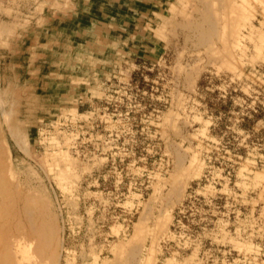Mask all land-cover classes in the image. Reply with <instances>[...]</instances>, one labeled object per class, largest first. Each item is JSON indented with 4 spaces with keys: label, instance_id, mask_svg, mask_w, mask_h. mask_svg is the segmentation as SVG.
<instances>
[{
    "label": "rangeland",
    "instance_id": "rangeland-1",
    "mask_svg": "<svg viewBox=\"0 0 264 264\" xmlns=\"http://www.w3.org/2000/svg\"><path fill=\"white\" fill-rule=\"evenodd\" d=\"M146 1L0 0V264H264V0Z\"/></svg>",
    "mask_w": 264,
    "mask_h": 264
},
{
    "label": "crops",
    "instance_id": "crops-1",
    "mask_svg": "<svg viewBox=\"0 0 264 264\" xmlns=\"http://www.w3.org/2000/svg\"><path fill=\"white\" fill-rule=\"evenodd\" d=\"M159 0H147V4H150V7H158L162 4V2H158ZM132 5V4H131ZM141 6L143 5H138L137 3H135L132 7L136 8L133 9V12L129 15L125 14V11H122V15L125 16V21H121L119 23H124L121 24V26H113L114 31H113V35L115 38L121 40V41H126L127 44L133 43L134 40L140 39L139 37V32L138 31V27L139 29H142L141 26L139 25V23L142 21V19H144L148 13H146L145 15V10L143 12H138V9H143ZM139 7V8H137ZM132 9H130L131 11ZM136 10V11H135ZM150 14V13H149ZM132 45V44H131Z\"/></svg>",
    "mask_w": 264,
    "mask_h": 264
},
{
    "label": "bare ground",
    "instance_id": "bare-ground-1",
    "mask_svg": "<svg viewBox=\"0 0 264 264\" xmlns=\"http://www.w3.org/2000/svg\"><path fill=\"white\" fill-rule=\"evenodd\" d=\"M8 200V199H7ZM27 206V205H26ZM26 210V209H25ZM30 211V210H29ZM29 213L30 212H28L27 214L29 215ZM16 218V217H15ZM23 218V217H22ZM30 221V220H29ZM38 223V222H37ZM34 225V224H33ZM31 229V228H30ZM33 230H35V229H33ZM33 233V232H32ZM34 235H35V233H33ZM38 234H39V236L41 237H44L43 235H42V233H41V231L39 230V232H38ZM30 236H32V234L30 235Z\"/></svg>",
    "mask_w": 264,
    "mask_h": 264
}]
</instances>
